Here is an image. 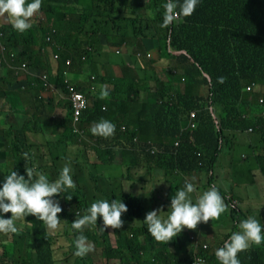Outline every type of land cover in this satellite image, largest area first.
Masks as SVG:
<instances>
[{
	"label": "trees",
	"instance_id": "obj_1",
	"mask_svg": "<svg viewBox=\"0 0 264 264\" xmlns=\"http://www.w3.org/2000/svg\"><path fill=\"white\" fill-rule=\"evenodd\" d=\"M117 2L131 11L125 26L118 24ZM166 2L93 0L85 6L80 0H42L32 27L23 33L14 30L6 16L0 17L1 186L11 170L26 176L25 168H36L52 180L47 169L51 163L64 159L76 169L74 163L79 161L90 179L97 180L90 205L100 199H120L128 209L122 213L120 229L104 228L102 219L86 227L83 234L94 250L73 264H167L170 255L145 230L141 197L132 185L154 182L165 188L166 177L173 181L184 174L195 176V169L212 171L209 177L215 178L218 168L225 169L220 155L232 151L230 135L237 131L257 133L260 142L253 139V150L264 153V100L259 101L264 94V0H199L192 15L163 27ZM112 23L116 31L110 29ZM51 29L55 30L52 41H46ZM130 34L131 44L137 46L134 52L129 44L128 51L121 49ZM144 40L155 44L146 50ZM128 52L131 65L123 57ZM66 59L72 61L69 82L86 98L76 123L70 101L61 96L66 93L61 75ZM51 61L57 62L55 70ZM30 65L44 68L61 92L45 90L27 72ZM174 67L181 73H174ZM258 84L263 90L249 94ZM104 85L109 96L102 99ZM141 91L144 104L127 100L129 93L137 98ZM191 109L198 110L197 117L187 127L181 122ZM101 119L115 124L114 135L78 140L75 129L93 136L90 127ZM189 142H197V148L182 150L177 163L170 149ZM151 145L156 152L149 151ZM196 150L203 155H196ZM118 151L120 161L113 165ZM202 159L203 166L198 165ZM256 161L258 171L253 172L264 194V154H258ZM83 188L69 189L71 200L64 198L67 193L53 196L62 209L58 216L75 220L86 213L90 206ZM244 196L246 210L239 219L230 214L233 225L227 239L248 216L260 219L264 227L263 199ZM10 216L3 214V218ZM16 227L15 234H0V264H65L55 256V235L42 221L28 215L17 220ZM73 233L76 239L79 232ZM204 233L202 229L198 236L202 241ZM222 246L213 250L209 243L206 261ZM72 248L75 253L74 243ZM238 259L240 264H264V243L251 245L238 253Z\"/></svg>",
	"mask_w": 264,
	"mask_h": 264
},
{
	"label": "clouds",
	"instance_id": "obj_2",
	"mask_svg": "<svg viewBox=\"0 0 264 264\" xmlns=\"http://www.w3.org/2000/svg\"><path fill=\"white\" fill-rule=\"evenodd\" d=\"M82 2L83 0H80L81 5H83ZM198 3L199 0H167V2L162 5L164 9L162 26L167 27L174 21H179L183 17L192 15ZM41 7L42 0H30V2L29 0H0V17L6 16L7 22L12 28L23 33L32 27V18L36 16ZM54 32V29L50 30V33L46 35V41H52V34ZM121 49H124L123 45ZM12 55L13 54H11V56ZM50 55H52L53 59L58 58L57 53H50ZM146 55L150 57V52L147 51ZM71 63V59L65 60L64 70L61 75L65 84L66 93H61V96H64L70 101L71 119L73 123H76L80 114L86 108V98L75 88V83L69 82L68 80V70ZM127 64L130 65V62ZM23 66L24 63L22 64V67ZM172 70L174 73L177 71L181 73V71L175 67ZM27 72L30 76L38 79L45 90L57 93L61 92V89L50 80V74H48L44 68L30 65L27 67ZM70 88L73 91L81 93L85 100V106L76 116L74 114ZM247 90H251L250 87H247ZM261 90H263V88L260 84L254 89V91L257 92ZM108 96V86L104 85L101 87L100 98L103 99ZM143 100H145L144 96ZM259 101H262L261 96ZM197 112V109H191L181 124L187 127L194 125ZM74 131L82 132L77 129ZM90 132L95 136L108 138L114 135L115 124L109 120L101 119L90 127ZM187 148L196 149L197 142H189L186 146L172 147L170 149V153L176 159L177 163L180 162L182 150H186ZM149 151L154 153L157 151V147L151 145ZM239 152L244 155L239 158H244L245 154L240 150ZM234 153L235 150L233 149L230 161ZM24 155L26 159L27 154ZM196 155L202 156L203 152L196 150ZM252 155L255 154L252 152ZM198 165L203 166V159L202 161H198ZM24 171L26 176L19 175L16 171L11 170L10 173L4 177V182L2 186H0V234L7 236L17 233L18 228L16 227V221L25 219L28 215L35 216L37 220L42 221L49 233L54 234L61 226L58 213H60L62 209L59 206V202L53 200L52 197L67 193L64 198L66 200L72 199V195L68 193V190L75 189L76 184L72 176L73 169L71 163H65L58 177L54 180H50L47 174L38 171L36 168H25ZM217 172L220 174V168L217 169ZM209 174H212V171L200 170L198 175L191 178V180L197 182L207 178V183L210 185L208 190H205L206 185L204 183L196 187L191 180L189 182L184 181L181 186L175 188V190H178L172 196L171 201L162 204L163 210H166V216L161 214L165 211L156 209L146 213L143 220V223L147 226V231L157 242L168 243L172 241L174 237H177L183 229L187 228L193 230L189 234L191 253L188 264H192L195 257H200L203 264H207L205 252L209 244L206 240L202 241L198 236L209 220H218L223 213L222 219L229 222L230 228L231 225H233L230 220V214L239 215V211L242 213L246 210V208H244V210L240 208L239 210V205L230 201L228 192L215 183V179L220 175H216L215 173V178H212L209 177ZM200 176L206 177L200 179ZM179 179L180 178L176 179L178 180V182L176 181L177 183H179ZM127 190L128 188L124 191ZM150 191L153 197L160 198L161 193L158 189L152 188ZM244 191L243 195L245 193ZM192 194L195 195V202H193ZM228 202L231 204H228ZM232 208H235L237 211L235 212ZM127 210L126 204L121 202L120 199H113L111 201L100 199L93 202L90 207L86 209V213L79 216V218H75L71 224L72 228L79 232V235L74 241L76 249L74 254L83 257L94 250V245L88 241L87 237L83 234L86 227L90 225L95 226L97 220L100 221L102 219L104 228L120 229L124 223L121 218L122 213H126ZM5 213H11L10 218H3V214ZM98 217H100V219ZM239 218L240 215L237 219ZM218 222H222V220ZM104 228H101V230L104 231ZM238 229V231L232 232L229 238H226L227 240L225 239L221 242L220 245H223L222 247L216 249L215 257L220 264H240L238 253L247 251L253 244L260 245L264 243V227H262L260 219L254 216H248L246 219L239 222ZM202 244L206 245L205 249H202Z\"/></svg>",
	"mask_w": 264,
	"mask_h": 264
},
{
	"label": "rangeland",
	"instance_id": "obj_3",
	"mask_svg": "<svg viewBox=\"0 0 264 264\" xmlns=\"http://www.w3.org/2000/svg\"><path fill=\"white\" fill-rule=\"evenodd\" d=\"M148 2V0H147ZM83 5L88 6L91 3H93V0H85L82 2ZM117 9H118V24H122V25H126V22L129 20V16L128 14L131 12L130 10H128L126 7L121 6L119 4V2H117ZM148 7V6H147ZM148 12H149V8H148ZM97 12H92L91 15H96ZM113 29L114 31H116V25H114L113 23L110 25V29ZM126 30V29H125ZM132 32V29L130 28V33ZM127 34H129L127 32ZM130 38V37H129ZM129 40V39H128ZM127 40V42H123L122 45L124 46L125 51L127 50V45L129 44L130 48L129 51L131 52V50H133L134 52V47H137L136 44H131L129 43V41ZM154 44L153 40H149V41H143V45L144 47H146V50H148L152 45ZM129 52V53H130ZM136 56H140V54L136 51L135 52ZM123 57L126 61V63L130 62V65L132 64V55L130 53V55L126 58L124 56L123 53ZM146 57L148 58V55H146ZM52 64H54V70L56 69V65L57 62L55 61H51ZM4 72V71H3ZM86 77H84L85 79ZM93 78V77H92ZM257 91H251L249 92V94H253ZM262 99L264 100V95L261 96ZM128 101H130L131 103H134L133 101L136 100L138 104H144L145 100H143V92H139V97H134L133 93H129L128 97H127ZM261 103V101H260ZM137 110V109H136ZM138 111V110H137ZM91 137L96 138L95 135L88 137L85 133L83 132H78V140H82V139H87L89 140ZM149 140L153 141V139L151 137L148 138ZM230 139L232 141V145L234 143V147H238L239 150L241 152H243L245 154V157L240 159V160H233L230 161V157H231V153H222L220 155L221 157V164L222 166H228L229 164H232L235 168L240 169L241 167H244L245 172L244 174L241 176L242 180H244L246 182L247 188L244 191V195L247 194L249 195V197L251 199H263L264 201V194H262L259 190V186H258V177L256 176V173H254L253 171H258V163L256 161V156L258 154H264L261 153L259 150H256V152L253 150L255 148L254 144H253V139L256 140V143L260 142V136L257 133H250V132H241V131H237L235 135H230ZM95 140V139H94ZM261 145L264 148V141L261 140ZM252 152L255 153V155H252ZM120 157H121V153L118 151L116 153V157L113 161V165L118 164L120 161ZM16 160L18 161V158H16ZM93 161V160H91ZM65 163H68V161L63 160H58L55 161L54 163H51L48 166V170H50V173L52 174V180L56 179L58 177L57 172L61 171L62 167L65 165ZM75 168L73 169L72 166V176L74 177V181L76 186H82L84 187V196L85 199L88 201V205L90 206V193L94 190V183H96V181L91 180L89 177V174L87 173V171L85 170V168L82 166L81 162H75L74 163ZM79 167H81V169H79ZM197 173L200 172L199 169H195ZM111 171L115 174V176L117 175V171L111 169ZM193 177V174H185L182 175L181 178L179 179V183L178 185L181 186L183 184L184 181H190L191 178ZM116 180H118V178H116ZM178 182V180H176ZM215 181H222V178H216ZM206 185V183H204ZM1 186V184H0ZM53 200H56L54 197L52 198ZM224 199V198H223ZM58 201V200H56ZM59 202V201H58ZM257 202V201H254ZM165 211L164 213H161L162 215L166 216V210H162ZM150 212V211H149ZM79 213H77L78 215ZM239 215L237 214V217ZM59 219L61 220V226L59 229L56 230V232L54 233L55 235V256L61 260H64L65 264H73V263H78L80 261L79 256H76L74 254V249L72 248V244L74 243L75 239L73 237V232L74 229L72 228L71 224L74 220L71 219L70 215H64V219L60 216H58ZM212 223L211 220H209L207 222V226H206V232L207 234H213V231H211L209 229L208 224ZM214 235V240L216 245L220 244L222 241H224L226 239V237H221L217 234H213ZM177 238V237H174ZM215 245H213L214 247Z\"/></svg>",
	"mask_w": 264,
	"mask_h": 264
},
{
	"label": "crops",
	"instance_id": "obj_4",
	"mask_svg": "<svg viewBox=\"0 0 264 264\" xmlns=\"http://www.w3.org/2000/svg\"><path fill=\"white\" fill-rule=\"evenodd\" d=\"M79 8H82V7H79ZM130 38H131V34H130ZM130 38L128 40L129 43H131ZM154 44H155V41H154ZM129 55H130L129 52L127 55L124 54L126 58ZM105 58H107V54H104V59ZM234 150H235V153L232 155L231 161L240 160L239 157L240 156L243 157L244 155L240 154L238 147H234ZM244 172H245L244 167L237 169L232 164L225 166V169L221 171L220 174L219 172H216V175H220L218 178H222V181H215V183L218 184L220 187L224 188L228 192V197L230 198V201L235 204H238L239 210L240 208L244 210V208L246 207V197L243 195V191L246 190L247 185H246V182L242 180L241 178ZM203 177H206V176H200V179H203ZM176 179L173 181H170L166 177V181L168 184L167 186H165V188H162V186L154 182H148L142 187L132 185V189L134 193L139 194L141 196L144 218H145L146 213H148L149 211L156 210V209L163 210L162 204L164 203L166 204L171 201L172 196L178 190V189L175 190V188L179 186L178 183L176 182ZM191 182L194 183L196 187L203 183H206L205 190H208V188L210 187V185L207 183L208 182L207 178L200 182L193 181V180H191ZM152 188L158 189V191L161 193L160 198H155L151 195L150 189ZM192 195H193V202H195V195L194 194ZM222 214L218 220H215V219L211 220L212 223H209L208 226H209V229L213 231V234H217L221 237H225V235L230 231V228H229L230 224L229 222L224 221V219H222L223 218ZM239 215L242 218L243 213L239 211ZM98 218L100 219V217ZM219 220H222V222H218ZM206 226L207 225H205L203 229H206ZM145 230H147L146 225H145ZM192 231L193 230H189L185 228L177 236V238H173V240L169 241L168 243L162 242L164 244V247L166 248V251H168L170 255V259L167 264H188V260L190 256L189 250H191L189 234ZM213 234H207L205 230L204 239L208 242V244L210 243L212 245L211 249L215 250V248L219 246L221 243L216 245ZM213 245L215 246L213 247ZM207 257H208L207 264L217 263V259L215 256L207 255Z\"/></svg>",
	"mask_w": 264,
	"mask_h": 264
},
{
	"label": "built area",
	"instance_id": "obj_5",
	"mask_svg": "<svg viewBox=\"0 0 264 264\" xmlns=\"http://www.w3.org/2000/svg\"><path fill=\"white\" fill-rule=\"evenodd\" d=\"M71 100L74 106V114L75 116L79 113V111L85 106V100L81 93L73 91L71 88ZM202 249L206 248L205 244H202ZM192 264H203V261L200 257H195L192 261Z\"/></svg>",
	"mask_w": 264,
	"mask_h": 264
}]
</instances>
